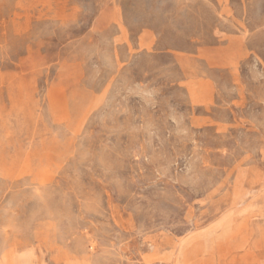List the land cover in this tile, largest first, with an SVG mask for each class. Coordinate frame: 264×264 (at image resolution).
Returning a JSON list of instances; mask_svg holds the SVG:
<instances>
[{
    "label": "rangeland",
    "instance_id": "rangeland-1",
    "mask_svg": "<svg viewBox=\"0 0 264 264\" xmlns=\"http://www.w3.org/2000/svg\"><path fill=\"white\" fill-rule=\"evenodd\" d=\"M0 264H264V0H0Z\"/></svg>",
    "mask_w": 264,
    "mask_h": 264
}]
</instances>
